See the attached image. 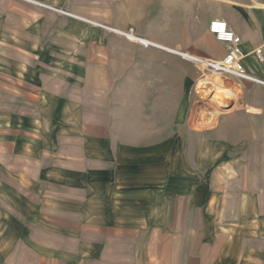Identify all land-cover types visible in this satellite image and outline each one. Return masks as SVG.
I'll use <instances>...</instances> for the list:
<instances>
[{
    "label": "crops",
    "instance_id": "0c3cea01",
    "mask_svg": "<svg viewBox=\"0 0 264 264\" xmlns=\"http://www.w3.org/2000/svg\"><path fill=\"white\" fill-rule=\"evenodd\" d=\"M33 1L0 0V78L11 80L0 84L11 90L10 111L0 100V264H264V173L246 182L238 168L227 177L219 164L217 172L195 178V166L180 162L183 138L210 133L193 130L178 113L162 130L147 114L145 107L164 105L158 91L181 89L180 76L182 89L189 87V72L141 69L139 62V69H122L116 82L115 69L34 68L35 37L19 28V13L10 12L48 2ZM117 2L108 14L111 29L124 28L113 21L122 12L137 37L162 46L131 43L139 59L150 54L159 66L167 58L178 65L179 54L169 48L219 61L228 45L209 28L223 20L241 37L246 72L264 81L257 54L264 58L263 4ZM3 4H9L6 13ZM92 33L90 39L64 38L75 58L84 42L98 37ZM234 81L237 107L252 112L264 106L263 85ZM202 85L217 98L231 94L220 79ZM114 89L123 91L121 112L114 108ZM4 170L10 193L3 192Z\"/></svg>",
    "mask_w": 264,
    "mask_h": 264
},
{
    "label": "rangeland",
    "instance_id": "374dc122",
    "mask_svg": "<svg viewBox=\"0 0 264 264\" xmlns=\"http://www.w3.org/2000/svg\"><path fill=\"white\" fill-rule=\"evenodd\" d=\"M46 1L48 2H36L46 4L53 9L30 3L29 11L10 9L14 15L16 12L19 13L17 14L19 28L31 32L35 37L34 43L31 42L32 50L30 51L34 55V59L29 60L34 64V68L53 69L54 66H60V69H115L114 80L116 82L122 78V69H139V62L141 69L188 71L189 80L192 81L189 87L182 89V82L186 79L183 80L180 76L178 82L181 89L158 91L162 94L164 105L145 107L147 114H153L155 117L154 124L162 125V130L170 126L171 121L176 118L174 114L178 113L180 120L187 119L186 122H189L188 124L193 130L205 132L204 134L210 133V135H200L193 139L183 138L184 152L180 155V162L189 161V166L190 164L195 166V170L191 171L198 179L208 177L210 172H217L219 164L220 167L227 169L225 171L227 177H235V167L239 169L237 174L240 177L243 176L246 182L262 176L264 173V106L259 110H252V112L237 107L240 89L234 79L226 80L217 77L198 63L182 55H179L178 65L167 58L163 60L162 66H159L158 60L155 61L154 56L150 54L139 59L136 49L130 45L134 41L130 40L129 35L137 36L135 26L126 24L130 22L131 18H123L122 12H119L114 16L113 21L120 23L124 28L119 30V34L107 29H111V26L108 25L110 22L108 14L113 13V3H115V7L120 6L118 0ZM250 2L256 5L254 0H250ZM3 7L5 13L9 11V4H3ZM90 22H95L99 26L92 25ZM91 32H94L92 33L93 38H95V34L98 37L92 44L84 42L80 51L81 56L75 58L74 48H71L64 38L74 36L78 38L86 35L90 39ZM112 35H115V38H112ZM151 49L155 48L151 47ZM109 52L111 53L108 55ZM180 53L186 54L182 51ZM262 61L264 62V58ZM219 79L231 94L217 98L220 94H217L214 89L202 85L204 82L219 81ZM10 81L5 77L3 80L0 78V84L6 86ZM113 91L114 108L121 112L123 91L121 89ZM38 96V92H35L33 97L37 99ZM10 97L11 90L3 89L0 86V100L4 102L2 108L8 111H10ZM261 98L264 100V96ZM166 101L178 103V106L166 105ZM35 108L41 110L43 107L37 105ZM247 114L257 115L255 117H258V120L251 119ZM182 115L184 118H181ZM150 124L153 125V123ZM203 146L210 148L211 154L203 155L201 150ZM8 172L9 170L2 171L4 193H10V188L6 184L9 177V174H6ZM179 188H183L181 182Z\"/></svg>",
    "mask_w": 264,
    "mask_h": 264
},
{
    "label": "built area",
    "instance_id": "2783aa9c",
    "mask_svg": "<svg viewBox=\"0 0 264 264\" xmlns=\"http://www.w3.org/2000/svg\"><path fill=\"white\" fill-rule=\"evenodd\" d=\"M210 33L217 41L228 45V50L223 59L219 61L196 58L194 62L204 67L210 73L219 75L223 79H239L242 81L254 82L264 86V81L252 77L246 72L243 60L244 55L241 49L242 40L228 25L226 21L215 20L210 24ZM259 59L263 60L262 53H258Z\"/></svg>",
    "mask_w": 264,
    "mask_h": 264
},
{
    "label": "bare ground",
    "instance_id": "6f19581e",
    "mask_svg": "<svg viewBox=\"0 0 264 264\" xmlns=\"http://www.w3.org/2000/svg\"><path fill=\"white\" fill-rule=\"evenodd\" d=\"M31 1V0H30ZM256 2H258V3H260V4H263L264 5V0H255ZM34 2V1H33ZM35 4H37V5H40L41 6V4H39V3H35ZM84 20V19H83ZM87 22V21H86ZM111 31H113V32H116V33H120L119 31H117V30H113V29H110ZM129 37H130V40L131 41H134V42H140L141 44H143V45H146V46H159V45H157V44H155V43H152V42H150V41H148V40H144V39H140L139 37H137V36H133V35H129ZM160 47V46H159ZM160 48H162V46L160 47ZM166 47H164L163 49H165ZM166 50H168V51H170V52H173V53H175V54H179V55H182V56H184V57H187L188 59H191V60H193V61H196L195 59L197 58V57H193V56H190V55H187V54H181L179 51H176V50H171V49H169V48H167ZM205 67V66H204Z\"/></svg>",
    "mask_w": 264,
    "mask_h": 264
}]
</instances>
